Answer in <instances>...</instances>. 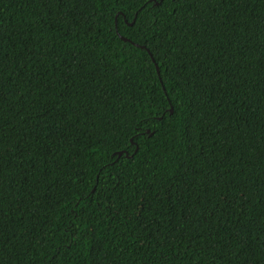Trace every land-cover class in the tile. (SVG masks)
I'll list each match as a JSON object with an SVG mask.
<instances>
[{
	"label": "trees",
	"instance_id": "16d2710c",
	"mask_svg": "<svg viewBox=\"0 0 264 264\" xmlns=\"http://www.w3.org/2000/svg\"><path fill=\"white\" fill-rule=\"evenodd\" d=\"M157 13L149 30L125 9L114 34L89 5L0 0L5 264H264V0H165ZM154 99L162 130L134 159L110 157ZM96 177L119 197L84 198ZM77 195L90 207L73 239L62 204ZM142 199V223L113 218Z\"/></svg>",
	"mask_w": 264,
	"mask_h": 264
},
{
	"label": "snow or ice",
	"instance_id": "6c2138e0",
	"mask_svg": "<svg viewBox=\"0 0 264 264\" xmlns=\"http://www.w3.org/2000/svg\"><path fill=\"white\" fill-rule=\"evenodd\" d=\"M54 2L59 4L64 2V0H54ZM68 2L73 3L74 7L77 5L91 6L93 14H99L100 17L109 21L110 30L114 34L120 33L122 27L128 23V16L124 15L125 9L129 12H134V16L136 18H140L141 22L144 23V26L151 30L154 25L152 23H145L144 17H150L152 21H155L158 15L157 9L165 4V0H68ZM169 2L173 5H177L180 4L182 0H169ZM118 4L121 5V7L117 8ZM153 5H155V7H153ZM132 23L135 24V20ZM117 59H119V57H117ZM0 63H2V59H0ZM185 83H187V81H185ZM165 92L167 93L168 90L165 89ZM2 95L3 90L0 89V99H2ZM159 103H163V100L157 102L154 99L150 105H140L141 108L147 107V111L140 117L139 120L136 121V124L132 127V129L129 132H122L119 135H114L107 143L106 151L110 157L118 159V154H123L131 149V157L134 159L135 155L139 154L141 151V144L147 143V140H144L143 138L147 137L148 140H151L157 135L158 131L162 130L164 123L166 122V110L160 109L158 114L157 110L159 108ZM169 104H171L170 100ZM99 150L100 149H97L96 151ZM106 166L114 167L112 159L107 161ZM104 169L105 165H101L99 169L100 173H104ZM116 175H118V172ZM94 179L96 184L99 185L98 191L95 188L90 190L93 192L95 199L88 196L87 193L83 194L84 198L91 200L95 204H104L109 198L116 199L119 197V193L117 192V189L120 186L119 183L112 184L110 189L106 191L103 187V182L98 177ZM173 191V188L167 190L166 194L169 199H172ZM113 194H115V196H113ZM152 196L154 199H158L159 193L153 192ZM82 199L83 198L79 195H77L74 200L65 196L64 200L67 201V203L62 204V207L67 208L68 212L71 213V215L68 216V219L71 221V226L65 227H68L73 239H75L76 232L79 230L77 221H80L82 218L87 220L88 217V209L90 206L83 204ZM140 204L141 207L136 209L135 216L132 215L131 211L127 207L119 209V206L117 205L118 210L113 212V218H119L123 221L125 216H127L128 219L135 220L137 223H142L145 209L147 207H151V204L144 199L140 201ZM109 210L111 211V208ZM87 226L88 225L85 224V227ZM143 237V239L137 237V239H140L141 246H150L149 241L154 240V237L150 236L147 232L143 233ZM0 238H2V232H0ZM159 246L163 247L162 244ZM56 255L58 256L60 253L58 252ZM165 259H167V257ZM0 264H5L3 246H0Z\"/></svg>",
	"mask_w": 264,
	"mask_h": 264
},
{
	"label": "water",
	"instance_id": "95a60500",
	"mask_svg": "<svg viewBox=\"0 0 264 264\" xmlns=\"http://www.w3.org/2000/svg\"><path fill=\"white\" fill-rule=\"evenodd\" d=\"M121 37V36H120ZM124 41H128L126 38H124V37H121ZM156 68H157V71H158V73L160 74V71H159V67H158V65H156ZM173 112V108L171 107V109H170V114ZM125 153V152H124ZM123 153V154H124ZM123 154H118V157L120 158ZM126 157H129V155L128 154H126Z\"/></svg>",
	"mask_w": 264,
	"mask_h": 264
}]
</instances>
